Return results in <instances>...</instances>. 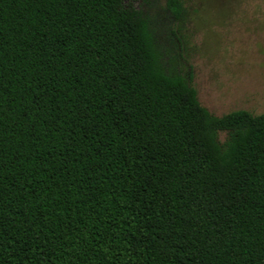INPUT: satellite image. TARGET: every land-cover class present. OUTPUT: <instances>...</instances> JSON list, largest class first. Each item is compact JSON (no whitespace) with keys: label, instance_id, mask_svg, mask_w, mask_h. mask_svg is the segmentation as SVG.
I'll use <instances>...</instances> for the list:
<instances>
[{"label":"trees","instance_id":"obj_1","mask_svg":"<svg viewBox=\"0 0 264 264\" xmlns=\"http://www.w3.org/2000/svg\"><path fill=\"white\" fill-rule=\"evenodd\" d=\"M162 58L123 0H0V264H264V111Z\"/></svg>","mask_w":264,"mask_h":264},{"label":"rangeland","instance_id":"obj_2","mask_svg":"<svg viewBox=\"0 0 264 264\" xmlns=\"http://www.w3.org/2000/svg\"><path fill=\"white\" fill-rule=\"evenodd\" d=\"M174 17L166 0H123L143 10L168 72L181 73L214 115L264 111V0H180ZM224 142L226 131H219Z\"/></svg>","mask_w":264,"mask_h":264}]
</instances>
